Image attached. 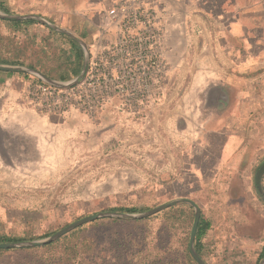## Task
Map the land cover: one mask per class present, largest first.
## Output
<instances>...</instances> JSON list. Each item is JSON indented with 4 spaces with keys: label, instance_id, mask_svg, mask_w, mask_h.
I'll list each match as a JSON object with an SVG mask.
<instances>
[{
    "label": "crops",
    "instance_id": "obj_1",
    "mask_svg": "<svg viewBox=\"0 0 264 264\" xmlns=\"http://www.w3.org/2000/svg\"><path fill=\"white\" fill-rule=\"evenodd\" d=\"M117 1L6 0V6L17 8L11 14L39 15L73 31L92 54L105 37L108 43L116 37L107 11ZM131 1L153 7L164 26L166 96L139 128L85 127L102 139L129 137L130 169L138 168L144 153L148 167L167 170L165 184L179 189L172 196H196L187 192L192 189L199 196H235L225 188L229 169L248 170L244 196H264V0ZM10 72L0 73V196H23L21 185L56 183L59 160L72 158L80 130L24 104L29 78ZM118 116L125 124L133 121Z\"/></svg>",
    "mask_w": 264,
    "mask_h": 264
},
{
    "label": "rangeland",
    "instance_id": "obj_2",
    "mask_svg": "<svg viewBox=\"0 0 264 264\" xmlns=\"http://www.w3.org/2000/svg\"><path fill=\"white\" fill-rule=\"evenodd\" d=\"M1 1L5 7V0ZM16 10L8 9L13 13ZM104 42L108 43L106 37ZM78 48L82 49L80 43H72L68 35L39 22L18 27L0 17L1 64L21 63L57 80L72 79L84 63V56L76 60ZM22 100L29 105L24 95ZM109 112L104 122L100 115L93 119L77 111L61 116L64 122L69 120L67 125L80 130L72 158L67 162L59 160L56 183L21 185L25 195L0 196V236L22 237L24 241L44 239L84 216L131 207L140 213L179 197L172 196L179 191L177 187L165 184L167 170L148 167L144 153L138 154V168L130 169L126 145L129 137H112L111 133L102 139L85 127L90 123V129L112 130L119 126L126 131L139 128L145 120L125 124L118 114ZM224 171L228 183L225 188L235 196H199L195 189L187 191L196 195L186 197L199 204L202 217L210 222L202 239V256L199 255L208 264H260L264 259L260 257L264 246V196L242 194L247 190L243 185L248 179L247 169ZM202 190L206 193L211 189ZM178 206L138 219L100 217L70 230L53 244L0 248V264H63L70 247H80L82 242H91L96 248L95 254L87 256L92 259L86 258L83 264L123 263L127 249L131 253L142 249L134 258L139 264H151L156 254L162 258L160 264H193L188 247L195 209L187 203ZM79 260L82 262V258L76 261Z\"/></svg>",
    "mask_w": 264,
    "mask_h": 264
},
{
    "label": "built area",
    "instance_id": "obj_3",
    "mask_svg": "<svg viewBox=\"0 0 264 264\" xmlns=\"http://www.w3.org/2000/svg\"><path fill=\"white\" fill-rule=\"evenodd\" d=\"M107 14L118 27L116 37L90 54L84 78L58 87L32 75L35 78H29L24 88L32 108L58 116L77 111L94 119L110 107L118 115L143 120L152 105L160 103L169 67L158 11L120 0Z\"/></svg>",
    "mask_w": 264,
    "mask_h": 264
},
{
    "label": "water",
    "instance_id": "obj_4",
    "mask_svg": "<svg viewBox=\"0 0 264 264\" xmlns=\"http://www.w3.org/2000/svg\"><path fill=\"white\" fill-rule=\"evenodd\" d=\"M0 17L1 18H5V19H9V20H19V19H33L39 23H42L54 30L63 32L65 34L70 35L76 42L80 43L84 49L85 52V57H84V63H83V68L81 70V72L79 73V75H77L75 78H72L70 80H64V81H60L57 79H54L50 76H48L45 72H42L36 68L30 67V66H26V65H9V64H1L0 63V70H6V71H11V72H25V73H29L33 76H36L38 78H40L41 80L51 84V85H55L58 87H66V86H70L73 84H76L78 82H80L88 69L89 66V61H90V51L88 49L87 43L80 38L77 34H75L73 31L68 30L67 28H62L59 27L55 24H52L51 22H49L48 20H46L45 18H43L42 16L39 15H35V14H27V15H21V14H11V13H4L2 11H0ZM264 171V165L261 167L259 175H261V173ZM180 203H187L189 205H191L194 209H195V216H194V222H193V226H192V231H191V236H190V243H189V248H190V252L193 255V257L200 263V264H208L197 252L196 247H195V239H196V232L198 229V225L201 219V214H202V210L201 207L199 206V204L192 198L186 197V196H180V197H176L174 199H171L165 203L159 204L147 211L144 212H140V213H130V212H115V211H106V212H99V213H95V214H91L88 216H84L74 222H72L71 224L65 226L64 228L58 230L57 232H55L54 234H52L51 236L44 238V239H38V240H27V241H20V242H0V248H19V247H33V246H40V245H45L48 243H51L55 240H57L58 238H60L61 236H63L64 234L68 233L70 230L76 228L77 226L84 224L86 222L98 219L100 217H117V218H131V219H138V218H144L150 215H153L163 209H166L168 207H171L173 205H177ZM260 264H264V259L260 262Z\"/></svg>",
    "mask_w": 264,
    "mask_h": 264
},
{
    "label": "trees",
    "instance_id": "obj_5",
    "mask_svg": "<svg viewBox=\"0 0 264 264\" xmlns=\"http://www.w3.org/2000/svg\"><path fill=\"white\" fill-rule=\"evenodd\" d=\"M0 9L4 10L6 13H9L8 8L6 6V0H5V7L3 2L0 0ZM11 22L20 27L22 25H26V24H33L36 23L34 20H11ZM72 43L75 44V42L73 40H71ZM83 51L82 49L78 48L76 50V60H81V58L83 57ZM17 65H22L21 63H16ZM81 71H77L75 72V76L79 75ZM10 74H14V72H10ZM27 78H35L33 77L31 74L29 73H23ZM73 76V77H75ZM37 79V78H36ZM62 80H68L65 77H62ZM176 207L179 206H172L171 209H174ZM115 211H123V212H130V213H136L138 212V209L136 207H131V208H122L120 210H116ZM210 228V222L208 220H205L203 217H201L199 225H198V229L196 232V239H195V247L197 252L202 256V252H203V248H202V239L205 236L206 232L208 231V229ZM25 238L22 237H11V236H5V235H1L0 236V242H20V241H24ZM54 243V242H53ZM51 243V244H53ZM50 244V245H51ZM1 250V249H0ZM6 250H10V249H6ZM80 250H82V252H80ZM130 250L127 249L126 250V260L123 263H113V264H139L138 262L134 261V258L136 257V255L140 254L142 252V249L138 250V251H134V252H129ZM96 253V248H95V244L91 243V242H82L80 247L77 244H74L70 247L69 250V257H67V259L64 261L63 264H75L76 262H78V264H83L84 260L86 258L92 259L91 257H87V256H91L93 254ZM188 254L190 259L192 260L193 264H199V262L192 256V254L190 253V248L188 247ZM260 257L264 258V246L263 249L260 253ZM81 259L82 258V262L76 261L77 259ZM128 260V261H127ZM162 261V258L159 259V255L156 254L154 256V259L152 261L151 264H160ZM56 264H62V263H56ZM165 264V263H164ZM167 264H174L173 262L171 263H167Z\"/></svg>",
    "mask_w": 264,
    "mask_h": 264
}]
</instances>
